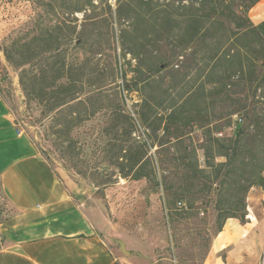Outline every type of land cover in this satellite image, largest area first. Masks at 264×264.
<instances>
[{
    "label": "trees",
    "instance_id": "obj_1",
    "mask_svg": "<svg viewBox=\"0 0 264 264\" xmlns=\"http://www.w3.org/2000/svg\"><path fill=\"white\" fill-rule=\"evenodd\" d=\"M259 1L117 0L120 49L131 58L122 91L138 93L135 117L122 91L113 88L111 95L89 83L95 73L79 70L68 57L71 47L88 46L90 55L103 50L100 27L108 21L99 25L93 12L95 2L110 10L108 0H39L49 15L58 13L55 21L13 39L2 53L20 71L25 97L48 102L47 112H58L52 120L61 115L58 138L103 112L101 161L116 179L151 182L164 196L169 220L194 196L197 215L211 204L218 234L228 219L246 222L251 189L264 192V20L255 24L249 16ZM76 14L83 15L80 28ZM87 81L93 89L84 94ZM137 126L144 139L136 136ZM226 127L232 135L221 137ZM110 183L111 177L97 185Z\"/></svg>",
    "mask_w": 264,
    "mask_h": 264
},
{
    "label": "rangeland",
    "instance_id": "obj_2",
    "mask_svg": "<svg viewBox=\"0 0 264 264\" xmlns=\"http://www.w3.org/2000/svg\"><path fill=\"white\" fill-rule=\"evenodd\" d=\"M38 1L0 0V92L9 104L14 123L29 136L42 158L55 172L77 185L83 192L85 205L89 208H99L105 218L108 232L113 233L110 235L107 231L104 232V235L109 237L110 244L115 247L123 245L138 259L151 264H203L201 259L207 250L208 255L217 236L211 204L206 205L204 213L197 215L196 207L200 206H196L194 196L186 200L184 210H178L177 216L169 220L164 196L161 191H155L151 182L146 179H116L112 168L101 161L100 150L106 140L102 129L107 120L103 112L72 129L69 136L58 138L60 129L55 124L61 121V115L57 120H52L58 112L48 113V102L30 101L23 94L19 85L20 71L5 61L2 49L17 37L32 35L38 25L55 21L58 13L49 15ZM95 4L97 7L93 12L94 20L99 25L104 23L105 18L108 21L106 28L100 27L103 33L100 39L106 41L103 50L99 54L90 55L87 52L88 46L84 49L71 47L68 57L73 59L79 70L95 73L89 77V83L95 82L94 86H103L104 90L113 95V88L122 91L126 81L128 83L131 78L130 68L126 63L131 58L129 55L123 58L120 49L119 36L122 26L115 17L117 0H108L110 10L105 3ZM252 9L249 16L252 22L256 23L258 18ZM75 17L78 20V28L82 27L83 15L76 14ZM105 33L108 37L104 36ZM170 72L168 69L167 73ZM195 72L196 68L189 75ZM88 81L82 86L84 94L93 89L88 85ZM122 93L125 109L135 117L136 104L140 101L138 93ZM98 98L93 100H99ZM231 120H235V117ZM218 124H227V121ZM231 135L232 127L222 130L221 137ZM136 136L145 138L140 126H137ZM192 137L196 145L201 143L200 130L195 129ZM153 152L154 150H151L152 155ZM198 155L202 159L201 151ZM110 177L112 183L109 185H97L98 181ZM12 212L0 189V225L12 216ZM206 236L208 240L205 241ZM225 253L226 250L218 252V256L224 260ZM257 264H264V247Z\"/></svg>",
    "mask_w": 264,
    "mask_h": 264
},
{
    "label": "crops",
    "instance_id": "obj_3",
    "mask_svg": "<svg viewBox=\"0 0 264 264\" xmlns=\"http://www.w3.org/2000/svg\"><path fill=\"white\" fill-rule=\"evenodd\" d=\"M264 20V0L252 11ZM256 18V17H255ZM0 184L13 210L0 225V264H151L110 244L99 208L42 158L0 94ZM264 192L248 194L246 222L226 220L203 264H257L264 247ZM108 234H113L108 232ZM226 250L225 259L218 252ZM123 253V254H122Z\"/></svg>",
    "mask_w": 264,
    "mask_h": 264
},
{
    "label": "water",
    "instance_id": "obj_4",
    "mask_svg": "<svg viewBox=\"0 0 264 264\" xmlns=\"http://www.w3.org/2000/svg\"><path fill=\"white\" fill-rule=\"evenodd\" d=\"M121 251L124 252V247H123V245H121Z\"/></svg>",
    "mask_w": 264,
    "mask_h": 264
}]
</instances>
